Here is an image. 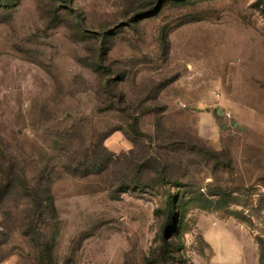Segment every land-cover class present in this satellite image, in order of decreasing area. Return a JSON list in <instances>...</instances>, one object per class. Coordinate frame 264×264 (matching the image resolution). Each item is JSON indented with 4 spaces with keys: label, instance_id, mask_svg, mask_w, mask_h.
I'll list each match as a JSON object with an SVG mask.
<instances>
[{
    "label": "rangeland",
    "instance_id": "obj_1",
    "mask_svg": "<svg viewBox=\"0 0 264 264\" xmlns=\"http://www.w3.org/2000/svg\"><path fill=\"white\" fill-rule=\"evenodd\" d=\"M0 264H264V0H0Z\"/></svg>",
    "mask_w": 264,
    "mask_h": 264
},
{
    "label": "trees",
    "instance_id": "obj_2",
    "mask_svg": "<svg viewBox=\"0 0 264 264\" xmlns=\"http://www.w3.org/2000/svg\"><path fill=\"white\" fill-rule=\"evenodd\" d=\"M42 195H43V198L39 197L40 195L38 196V194L35 193V197L34 198L38 199L40 201V204L48 206V208H50L51 211L53 213H55L54 200H53V196L51 194V191L49 189L48 190H45V191H43ZM175 220L176 219H173V217L171 216V214H169V216H168V222L173 221L172 223L174 224Z\"/></svg>",
    "mask_w": 264,
    "mask_h": 264
}]
</instances>
